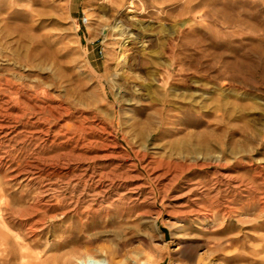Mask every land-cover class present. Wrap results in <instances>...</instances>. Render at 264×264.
Returning a JSON list of instances; mask_svg holds the SVG:
<instances>
[{
	"label": "rangeland",
	"instance_id": "374dc122",
	"mask_svg": "<svg viewBox=\"0 0 264 264\" xmlns=\"http://www.w3.org/2000/svg\"><path fill=\"white\" fill-rule=\"evenodd\" d=\"M0 264H264V0H0Z\"/></svg>",
	"mask_w": 264,
	"mask_h": 264
},
{
	"label": "built area",
	"instance_id": "2783aa9c",
	"mask_svg": "<svg viewBox=\"0 0 264 264\" xmlns=\"http://www.w3.org/2000/svg\"><path fill=\"white\" fill-rule=\"evenodd\" d=\"M84 22H85V23H87V22H88V19H87V18H85V19H84Z\"/></svg>",
	"mask_w": 264,
	"mask_h": 264
},
{
	"label": "water",
	"instance_id": "95a60500",
	"mask_svg": "<svg viewBox=\"0 0 264 264\" xmlns=\"http://www.w3.org/2000/svg\"><path fill=\"white\" fill-rule=\"evenodd\" d=\"M165 233H166V235H167V238H168V232H167V230H165Z\"/></svg>",
	"mask_w": 264,
	"mask_h": 264
}]
</instances>
